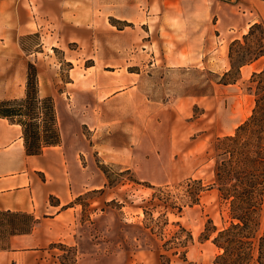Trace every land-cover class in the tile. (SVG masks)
I'll list each match as a JSON object with an SVG mask.
<instances>
[{
	"label": "rangeland",
	"instance_id": "obj_1",
	"mask_svg": "<svg viewBox=\"0 0 264 264\" xmlns=\"http://www.w3.org/2000/svg\"><path fill=\"white\" fill-rule=\"evenodd\" d=\"M85 3L101 22L77 32L80 40L68 27L21 38L41 95L55 101L69 192L58 218L6 234L0 264H59L60 243L76 264H218L213 238L231 218L212 186L213 144L251 115L252 73L264 68L263 55L229 79L228 49L251 20L264 25V0ZM188 179L209 187L197 204L178 212L152 200ZM145 210L154 219L167 212L165 238L181 226L190 232L185 257L160 248L161 235L145 244Z\"/></svg>",
	"mask_w": 264,
	"mask_h": 264
},
{
	"label": "trees",
	"instance_id": "obj_2",
	"mask_svg": "<svg viewBox=\"0 0 264 264\" xmlns=\"http://www.w3.org/2000/svg\"><path fill=\"white\" fill-rule=\"evenodd\" d=\"M257 32V33H256ZM38 34V33H35ZM257 34V35H256ZM264 55V25L253 23L242 40H233L228 49L229 69L225 76L236 78L242 66L250 64ZM38 67L32 62L28 66L26 94L21 98L0 101V116L21 125L26 152L41 154L46 147L61 142L54 98L42 96L39 89ZM255 85V106L251 115L240 124L232 135L217 138L213 144V183L219 196L228 203L231 223L218 231L214 244L222 250L217 256L218 264H264V68L252 73ZM224 84L228 82H223ZM174 193L159 189L153 201L164 208L182 212L186 206L198 203L209 187L201 180L188 179L179 183ZM113 202L116 203L115 200ZM263 212V213H262ZM147 223L150 232H143L146 240L154 241V234L161 235L162 224L169 223L167 212L154 219L152 213ZM34 214L22 211H0V249L8 248L6 234L16 236L29 234L37 224ZM151 222H155L159 231ZM160 248L185 257L191 234L181 226L170 238L160 236ZM56 246V244H52ZM64 252L58 255L59 264H76L73 247L58 244ZM167 261L170 257L161 254Z\"/></svg>",
	"mask_w": 264,
	"mask_h": 264
},
{
	"label": "crops",
	"instance_id": "obj_3",
	"mask_svg": "<svg viewBox=\"0 0 264 264\" xmlns=\"http://www.w3.org/2000/svg\"><path fill=\"white\" fill-rule=\"evenodd\" d=\"M94 10L85 0H0V101L26 94L30 52L24 50L22 36L38 32L48 36L53 27H68L76 32L72 39L80 40L77 32L101 20ZM57 147L28 154L21 125L0 116V211L28 212L38 220L56 219L64 212L69 172ZM53 196L58 203H50Z\"/></svg>",
	"mask_w": 264,
	"mask_h": 264
}]
</instances>
